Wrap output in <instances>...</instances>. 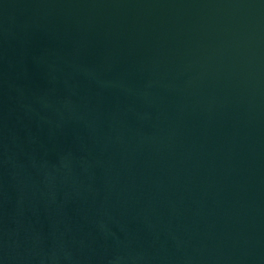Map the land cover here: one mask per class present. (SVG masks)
Here are the masks:
<instances>
[{
    "label": "water",
    "instance_id": "obj_1",
    "mask_svg": "<svg viewBox=\"0 0 264 264\" xmlns=\"http://www.w3.org/2000/svg\"><path fill=\"white\" fill-rule=\"evenodd\" d=\"M0 264H264V0H0Z\"/></svg>",
    "mask_w": 264,
    "mask_h": 264
}]
</instances>
